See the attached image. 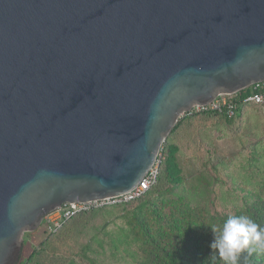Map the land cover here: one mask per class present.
<instances>
[{"label": "water", "instance_id": "1", "mask_svg": "<svg viewBox=\"0 0 264 264\" xmlns=\"http://www.w3.org/2000/svg\"><path fill=\"white\" fill-rule=\"evenodd\" d=\"M264 81V0H0V264L65 202L116 197L179 117Z\"/></svg>", "mask_w": 264, "mask_h": 264}, {"label": "rangeland", "instance_id": "2", "mask_svg": "<svg viewBox=\"0 0 264 264\" xmlns=\"http://www.w3.org/2000/svg\"><path fill=\"white\" fill-rule=\"evenodd\" d=\"M174 139L185 140L177 156L182 181L176 194L225 211L241 207L244 194L264 196V107L247 106L229 125L218 119L192 118ZM161 198L156 196L155 201ZM123 212L113 208L92 212L80 228H60L51 236L49 248L40 251L38 264H94L88 259L93 256L98 264L132 260L138 256L137 238L130 234ZM39 231L40 227L24 233L20 261L28 245L34 246L31 240ZM43 238L41 234L39 239Z\"/></svg>", "mask_w": 264, "mask_h": 264}, {"label": "trees", "instance_id": "3", "mask_svg": "<svg viewBox=\"0 0 264 264\" xmlns=\"http://www.w3.org/2000/svg\"><path fill=\"white\" fill-rule=\"evenodd\" d=\"M249 91L250 89L247 88L240 92L247 94ZM249 105L257 104H242L232 116H228L224 110L183 113L162 145L158 158L159 167L156 182L144 195L132 201L109 204L79 213L64 222L54 232H51L47 222L43 221L38 237H33L31 240L34 246L28 245V248L24 250L23 260L18 264H38L40 251L49 248L51 236L59 232L60 228L62 230L66 227L78 229L88 222L90 213L109 208L124 211L121 216L125 219L130 234L137 238L135 251L138 256L132 260L123 258L118 262L119 264H224L223 259L218 255L213 258L214 253L210 248L213 240L211 228L219 227L230 215L249 216L261 227H264V196L255 192L244 194L241 207L225 211L207 208L204 204H194L187 196L176 194L175 192L182 181L177 156L180 150L179 146L185 144V140H175L174 135L181 132L192 118L218 119L219 122L227 125L232 124ZM215 169L218 170L217 167ZM156 196L162 197L161 201L156 202ZM41 234L44 236L43 239H39ZM26 243L28 242L25 241ZM85 249H90L89 245ZM112 252L114 251L112 250ZM88 259L94 264H98L95 256ZM250 260L251 264H264V253H254ZM70 264L77 263L71 262ZM103 264L106 263L103 262Z\"/></svg>", "mask_w": 264, "mask_h": 264}, {"label": "built area", "instance_id": "4", "mask_svg": "<svg viewBox=\"0 0 264 264\" xmlns=\"http://www.w3.org/2000/svg\"><path fill=\"white\" fill-rule=\"evenodd\" d=\"M247 94L238 92L233 95L221 94L208 104L194 105L189 114L201 111H226L228 116L234 115L236 109L245 103H255L264 107V81L257 82L249 87ZM159 160L155 162L142 180L131 190L116 197H108L87 202H65L56 210L45 215L44 220L49 223L48 228L51 232L56 231L61 225L71 217L90 211L94 208L103 207L109 204L122 203L135 200L146 193V191L156 182L158 174Z\"/></svg>", "mask_w": 264, "mask_h": 264}, {"label": "clouds", "instance_id": "5", "mask_svg": "<svg viewBox=\"0 0 264 264\" xmlns=\"http://www.w3.org/2000/svg\"><path fill=\"white\" fill-rule=\"evenodd\" d=\"M210 248L224 264H251L254 253H264V227L246 215H230L213 227Z\"/></svg>", "mask_w": 264, "mask_h": 264}]
</instances>
